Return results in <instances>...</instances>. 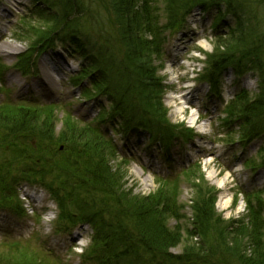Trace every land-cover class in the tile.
<instances>
[{
  "label": "trees",
  "instance_id": "1",
  "mask_svg": "<svg viewBox=\"0 0 264 264\" xmlns=\"http://www.w3.org/2000/svg\"><path fill=\"white\" fill-rule=\"evenodd\" d=\"M32 1L38 7L44 5V12L55 13L49 12L46 27L29 39L30 47L18 56L17 67L25 72L35 68L37 50L59 40L82 60L73 81L81 84L86 79L90 84L86 93L104 97L108 103L103 108L105 119L123 135L132 129L150 131V141H160L166 149L176 137L186 141L191 137L190 130L188 134L169 122L160 96L161 77L154 65V58L161 56L160 13L153 4L163 0H98L88 9V19L74 16L79 10L73 0ZM251 4L257 9H248L243 0H166L162 8L170 29L176 28L194 5L204 11L215 10L218 22L226 14L232 17L210 58L232 63L229 65L239 71L252 69L258 75L254 98L242 90L226 104L231 114L237 113L243 141L258 136L264 140V16L257 12L264 0ZM99 17L106 19L110 30L98 28ZM92 19L98 27L86 30L85 24ZM208 80L215 88L217 78L209 76ZM56 120L51 106L33 101L0 106V206H18L16 187L22 181L45 187L59 205L60 230L78 222L91 226L93 237L87 256L98 264H227L231 260L264 264L262 198L252 204L246 197V220L225 222L215 215L214 196L205 186L206 194L192 198L194 231L170 228L168 221L180 216L170 192L127 193L124 182L119 183L123 178L116 174L118 166L110 161L114 146L104 132L96 125L74 123L64 115L55 137ZM259 153L264 162V145ZM119 164L123 166V161ZM192 184L195 189L204 185L203 181ZM177 246L179 251L173 252ZM9 262L0 259V264Z\"/></svg>",
  "mask_w": 264,
  "mask_h": 264
},
{
  "label": "rangeland",
  "instance_id": "2",
  "mask_svg": "<svg viewBox=\"0 0 264 264\" xmlns=\"http://www.w3.org/2000/svg\"><path fill=\"white\" fill-rule=\"evenodd\" d=\"M97 1L73 0L74 5L78 2L77 10H79L74 16L88 19L90 17L88 9L91 8L93 2ZM165 2L166 0H163L156 5L160 11L165 7ZM251 2L253 0H243L244 5L248 4V9L254 6ZM94 8L97 9V7ZM31 10L29 0H0V58L5 66H8L7 68H12L16 55L27 47V41L34 36L35 32L47 25V22H42L38 15L31 13ZM101 11H103L102 7ZM257 12H259V17L264 16V5ZM165 17L166 14L162 13L161 22L166 25ZM212 19V13L202 15L199 10H195L187 16L185 26L180 32L171 36L167 33L163 35L164 44L161 48L164 52L162 55L164 61L161 68L159 59L154 58V65L158 66L156 74L163 77L164 93L160 96L167 107L168 118L172 123L178 122L182 130L185 125L192 127L197 135L195 140L180 143L177 139L178 143L171 144L169 150L171 159L167 164L158 147H147L144 141H141L137 146L135 145V136L123 140L122 137L109 130V125L104 124L105 126H103L107 131L106 136H110L117 146V154H112L109 158L119 168L116 174L122 176L123 181L120 180L119 183L124 182V190L127 193L130 190L136 196L151 194L159 189H162L159 191L161 194L164 191L170 192L171 202L175 206L181 207L182 213L186 216L185 219L180 220L182 226L189 225L190 220L187 217H190L192 198L206 194L207 188L200 185L195 189L189 184L193 180L191 171L186 176L181 174L178 179L170 178L167 181L169 177H174V172L172 173L170 170L174 168L175 172H180L178 166L181 164L195 160L200 163V168L209 184L214 185L217 190V192L211 190L212 194L217 195L216 209L223 217L232 221L245 213L243 190L264 188V169L254 172L243 165V161L255 153L258 141L249 143L244 149L241 148V145L236 142L237 134L231 128L225 130L224 126L220 124L219 118H224L226 114L223 113L220 116L223 106L219 102V98L208 92L207 85L199 82L198 79L200 73L205 70V61L210 59L212 53L215 52L217 38L221 36L212 33L210 23ZM105 20L104 17H99L98 27V23L92 19L91 22L85 24L86 30L93 31L96 27L109 29ZM60 48V46H56L55 50L51 51L59 57ZM164 56L165 58H163ZM63 66L66 67L64 64ZM10 69L5 77L6 83L2 86L4 89L0 91V101L18 98V92L23 91V88L27 86L26 79L20 73L10 71ZM53 73L48 66L39 64V78L47 88V93L43 95L42 100L49 102L48 98L61 101L59 106L53 108L57 118L54 121V135L60 133L61 118H63L62 114L65 113V110H70V115L77 120L87 119V122L90 123L91 118L88 119L89 115L82 109V104H76L80 98H75V92L68 83L69 78L67 81H55ZM69 74L66 72L65 76ZM221 79L224 101H228L237 89L236 82L239 83L238 87L247 88L250 92L256 90L255 78L250 74H245L236 81L233 72L229 70L222 74ZM29 82L33 84H30L33 90H36L37 86L38 90H40L39 87H42L41 83L35 79H31ZM181 106H183V110L179 111ZM191 121L193 122L191 123ZM118 151L120 153L122 151L126 159L130 160L127 166L119 164V159L122 156ZM157 176L160 180H156ZM32 193L39 194L40 205L45 204L47 209L52 211V214L46 216L48 218L46 222H43L46 210H39V205L34 207V212H37V215H30L34 202H31L26 194L33 195ZM247 197L251 199L252 204H255L260 198H264L262 194L255 193H249ZM20 199L27 212L24 219L17 218L15 220L9 219L8 216L0 217V240L3 237L19 239L23 241L22 245L38 254L37 257H23L20 264L32 262L35 264L37 262L38 264H88L86 260L80 258V252L89 241V231L86 227L76 228L72 232H57L53 223L57 215L56 208L50 202L47 194L38 187H21ZM35 224L39 225L41 232L36 229ZM168 226L176 228L173 220L168 221ZM6 227L8 228L5 229ZM180 230L183 232L182 229ZM78 233L81 236H78ZM40 239L45 243L44 246L40 244ZM71 242L73 244L76 242L75 246H71ZM79 243H82L81 246ZM187 243L189 244V241ZM179 249L180 247L177 246L173 248V251L178 252ZM1 253H3L2 250H0V255H3ZM230 262L238 264L233 260Z\"/></svg>",
  "mask_w": 264,
  "mask_h": 264
},
{
  "label": "bare ground",
  "instance_id": "3",
  "mask_svg": "<svg viewBox=\"0 0 264 264\" xmlns=\"http://www.w3.org/2000/svg\"><path fill=\"white\" fill-rule=\"evenodd\" d=\"M182 110H183V106L180 107L179 111H182ZM192 122H193V121H191V123H192Z\"/></svg>",
  "mask_w": 264,
  "mask_h": 264
}]
</instances>
